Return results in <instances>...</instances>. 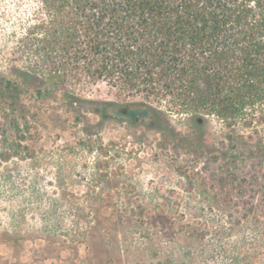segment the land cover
I'll return each instance as SVG.
<instances>
[{"label":"rangeland","instance_id":"1","mask_svg":"<svg viewBox=\"0 0 264 264\" xmlns=\"http://www.w3.org/2000/svg\"><path fill=\"white\" fill-rule=\"evenodd\" d=\"M37 4L0 0V76L20 77ZM79 93L135 101L105 82ZM75 104L24 95L19 129L0 107V264H264V149H230L216 117L196 130L173 114L162 133ZM245 136L264 143V128Z\"/></svg>","mask_w":264,"mask_h":264},{"label":"trees","instance_id":"2","mask_svg":"<svg viewBox=\"0 0 264 264\" xmlns=\"http://www.w3.org/2000/svg\"><path fill=\"white\" fill-rule=\"evenodd\" d=\"M37 6L15 48L26 63L20 77L0 76V107L17 111L15 129L26 119L17 105L22 96L42 102L60 96L68 110L83 101L100 114L122 116L125 109L136 122L159 118L162 133L174 132L167 121L173 114L188 116L196 130L216 117L228 128L230 149H264L245 136L246 129L264 128V0H38ZM98 82L135 101L129 108L81 96Z\"/></svg>","mask_w":264,"mask_h":264},{"label":"flooded vegetation","instance_id":"3","mask_svg":"<svg viewBox=\"0 0 264 264\" xmlns=\"http://www.w3.org/2000/svg\"><path fill=\"white\" fill-rule=\"evenodd\" d=\"M123 113H125V114H124V116H127V115H126V113H127V110H125V109H124V110H123ZM145 120H146V118H144V119H141V120H139V119H138V121H142V122H143V121H145Z\"/></svg>","mask_w":264,"mask_h":264}]
</instances>
